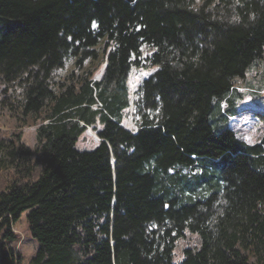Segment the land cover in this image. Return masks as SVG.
Returning a JSON list of instances; mask_svg holds the SVG:
<instances>
[{
	"label": "trees",
	"instance_id": "16d2710c",
	"mask_svg": "<svg viewBox=\"0 0 264 264\" xmlns=\"http://www.w3.org/2000/svg\"><path fill=\"white\" fill-rule=\"evenodd\" d=\"M143 61L158 68L132 130ZM258 62L264 76V0H0V81L21 90L0 103L19 127L41 122L34 148L0 134V264L22 262L25 211L29 264H264V135L230 127L235 80ZM88 127L99 143L79 149Z\"/></svg>",
	"mask_w": 264,
	"mask_h": 264
},
{
	"label": "rangeland",
	"instance_id": "374dc122",
	"mask_svg": "<svg viewBox=\"0 0 264 264\" xmlns=\"http://www.w3.org/2000/svg\"><path fill=\"white\" fill-rule=\"evenodd\" d=\"M198 4L202 0H196ZM152 51L150 46L144 45L142 48L143 56H146ZM100 64L97 71H95L94 78L99 79L102 77L106 63L102 59L97 62ZM91 60L86 61L87 67L90 66ZM74 67V59H68L64 68L56 72V78L62 79ZM157 66L146 64L143 61L140 67L133 66L128 77L131 106L124 111L123 125L129 129H136L138 127L139 115H137L135 107V97L138 87L143 83L144 79L152 75ZM235 88L242 92L244 97L238 107V114L230 119V127L236 135L246 141L247 143H255L259 141L264 135V76L262 74V63L255 64L246 74L244 79L235 80ZM4 85L0 81V101L4 96H7L6 101H12L13 96L20 94L19 88H12L9 92L10 95L4 91ZM225 104H223V107ZM41 124L38 121L36 124L29 126L19 127L18 123L9 115L8 110L0 103V134L2 136H10L13 132H22V141L30 148L36 146V129ZM99 143V138L93 128L88 127L87 131L81 135L77 142L79 149H92ZM12 172H0V191L4 190L9 180L11 179ZM10 174V175H9ZM27 211H25L21 218L13 224L12 232L16 235L13 243L15 251L20 254L21 264H29L30 259L34 256L38 242L30 235L28 223L26 219ZM190 236V235H188ZM186 240H180L179 246L176 249L175 259L180 258L182 245H185ZM1 244V239H0Z\"/></svg>",
	"mask_w": 264,
	"mask_h": 264
},
{
	"label": "water",
	"instance_id": "95a60500",
	"mask_svg": "<svg viewBox=\"0 0 264 264\" xmlns=\"http://www.w3.org/2000/svg\"><path fill=\"white\" fill-rule=\"evenodd\" d=\"M127 1H129L132 4H134L136 2V0H127Z\"/></svg>",
	"mask_w": 264,
	"mask_h": 264
}]
</instances>
